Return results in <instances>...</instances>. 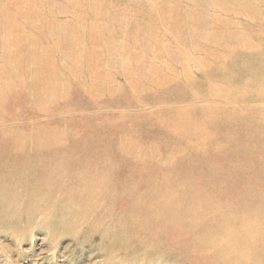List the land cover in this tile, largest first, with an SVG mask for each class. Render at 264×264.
I'll use <instances>...</instances> for the list:
<instances>
[{"label": "rangeland", "instance_id": "1", "mask_svg": "<svg viewBox=\"0 0 264 264\" xmlns=\"http://www.w3.org/2000/svg\"><path fill=\"white\" fill-rule=\"evenodd\" d=\"M216 203L264 225V0H0V264H264Z\"/></svg>", "mask_w": 264, "mask_h": 264}, {"label": "bare ground", "instance_id": "2", "mask_svg": "<svg viewBox=\"0 0 264 264\" xmlns=\"http://www.w3.org/2000/svg\"><path fill=\"white\" fill-rule=\"evenodd\" d=\"M218 202V201H217ZM214 205V204H213ZM217 208L212 209L211 218L215 219V226H218L219 233L215 236H220L218 238L223 239L224 237L230 236L231 242H242L243 249L235 252V259L241 262L255 257L251 250H253L254 244L259 241L257 238H264V225L263 227L255 226L253 220L249 219L248 208L243 211H238L237 209L224 210L221 211L219 208L223 205L216 203ZM205 210V209H203ZM217 215V217H215ZM224 227H227L225 230ZM226 233V234H225ZM228 234V235H227ZM217 239V238H216Z\"/></svg>", "mask_w": 264, "mask_h": 264}]
</instances>
